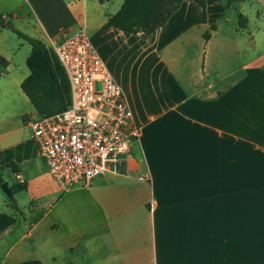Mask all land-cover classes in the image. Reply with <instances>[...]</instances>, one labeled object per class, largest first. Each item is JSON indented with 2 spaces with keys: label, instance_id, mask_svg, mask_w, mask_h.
I'll return each instance as SVG.
<instances>
[{
  "label": "crops",
  "instance_id": "1",
  "mask_svg": "<svg viewBox=\"0 0 264 264\" xmlns=\"http://www.w3.org/2000/svg\"><path fill=\"white\" fill-rule=\"evenodd\" d=\"M122 1L0 0L6 22L46 45L83 27L140 130L127 170L62 190L40 167L39 114L21 88L31 47L0 26V172L13 193L0 187V213L15 218L0 264H264V35L246 13L239 27L228 0L205 22L183 0L146 37L103 28Z\"/></svg>",
  "mask_w": 264,
  "mask_h": 264
},
{
  "label": "built area",
  "instance_id": "2",
  "mask_svg": "<svg viewBox=\"0 0 264 264\" xmlns=\"http://www.w3.org/2000/svg\"><path fill=\"white\" fill-rule=\"evenodd\" d=\"M59 32L60 38L47 35V46L67 74L70 103L60 112L39 115L30 125L49 174L65 191L127 170L140 130L121 85L85 29Z\"/></svg>",
  "mask_w": 264,
  "mask_h": 264
},
{
  "label": "trees",
  "instance_id": "3",
  "mask_svg": "<svg viewBox=\"0 0 264 264\" xmlns=\"http://www.w3.org/2000/svg\"><path fill=\"white\" fill-rule=\"evenodd\" d=\"M107 0H99L104 2ZM183 0H123L120 8L102 25L103 28L115 27L130 32L137 28L141 36L146 37L165 24L171 14ZM201 7L202 21H206V7L217 0H192ZM241 0H228L229 3ZM238 25L244 28L247 18L241 12L237 15ZM0 26H8L18 36L27 41L31 47L26 59L29 75L21 82L23 92L29 98L39 115H52L67 108L71 99L70 85L67 74L55 52L42 40L32 37L6 22L0 15ZM215 25H211V29ZM207 39L208 32L203 34ZM0 56V63H5ZM3 182L0 172V183ZM18 188H23L17 185ZM10 190V189H9ZM11 194L12 191L10 190ZM15 221L14 216L0 213V234Z\"/></svg>",
  "mask_w": 264,
  "mask_h": 264
},
{
  "label": "rangeland",
  "instance_id": "4",
  "mask_svg": "<svg viewBox=\"0 0 264 264\" xmlns=\"http://www.w3.org/2000/svg\"><path fill=\"white\" fill-rule=\"evenodd\" d=\"M117 1L118 0H113L114 4H113V2L112 3L110 2L109 5L112 7L115 5V3H117ZM257 10H260V12H262L260 14L261 18H258L257 15H255V12H257ZM236 12H241L243 14L246 13L248 15L249 20H250L251 31L256 33V34L260 33V34L264 35V4H262L261 2H258V0H248V1L244 2V9L241 11L236 10ZM257 24H258V26H257ZM248 29H249V27H248ZM246 32L247 31H245L244 33L247 34ZM263 44H264L263 39H259L256 42V46H261ZM27 45H29V44H27ZM29 48H30V45H29ZM117 70H119V68ZM96 86L99 87V83H97ZM39 162H40V167L42 168L44 166V164H43L44 162H43L42 158L40 159ZM15 189H17V188H15ZM12 196H13V193H12Z\"/></svg>",
  "mask_w": 264,
  "mask_h": 264
},
{
  "label": "water",
  "instance_id": "5",
  "mask_svg": "<svg viewBox=\"0 0 264 264\" xmlns=\"http://www.w3.org/2000/svg\"><path fill=\"white\" fill-rule=\"evenodd\" d=\"M232 7H234L237 11H240V3L239 1H234L231 3ZM0 187L1 189L7 194L9 195L10 197H12V194L8 188V185H7V182L6 181H3L1 184H0Z\"/></svg>",
  "mask_w": 264,
  "mask_h": 264
}]
</instances>
